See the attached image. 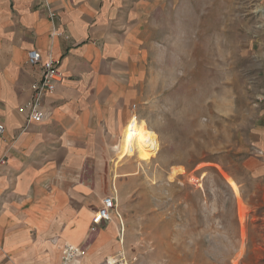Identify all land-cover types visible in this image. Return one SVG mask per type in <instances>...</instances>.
<instances>
[{"label":"rangeland","instance_id":"obj_1","mask_svg":"<svg viewBox=\"0 0 264 264\" xmlns=\"http://www.w3.org/2000/svg\"><path fill=\"white\" fill-rule=\"evenodd\" d=\"M160 1L138 22L131 118L87 180L115 196L137 264H264V185L243 166L264 92L261 1Z\"/></svg>","mask_w":264,"mask_h":264},{"label":"crops","instance_id":"obj_2","mask_svg":"<svg viewBox=\"0 0 264 264\" xmlns=\"http://www.w3.org/2000/svg\"><path fill=\"white\" fill-rule=\"evenodd\" d=\"M158 3L0 0V264H62L66 247L84 252L71 264H106L122 251L137 264L119 215L94 224L103 184L88 181L87 172L104 141L131 118L138 22ZM31 49L58 59L64 74L44 99L40 123L20 111L42 74L41 65L28 63ZM257 108L260 122L243 142V166L264 185V92Z\"/></svg>","mask_w":264,"mask_h":264},{"label":"built area","instance_id":"obj_3","mask_svg":"<svg viewBox=\"0 0 264 264\" xmlns=\"http://www.w3.org/2000/svg\"><path fill=\"white\" fill-rule=\"evenodd\" d=\"M48 9L50 15L54 17L56 14L52 12L50 8ZM28 63L33 66L41 65L42 74L38 81L32 83V95L30 99L22 107H20V111L26 115L28 123H40L45 119L47 114L43 104L44 99L47 95L55 92L57 86L63 82L64 74L61 70V64L58 59L51 56L47 59H43L41 52L37 49L29 50ZM4 130V125L0 124V133H3ZM116 207L117 200L113 194L104 197L101 205L94 212V224L112 221ZM83 254L84 252L82 250H78L76 247H66L64 250L62 264H71L75 259H78ZM106 264L133 263L126 256L125 252L122 251L119 255H117V257L107 259Z\"/></svg>","mask_w":264,"mask_h":264},{"label":"bare ground","instance_id":"obj_4","mask_svg":"<svg viewBox=\"0 0 264 264\" xmlns=\"http://www.w3.org/2000/svg\"><path fill=\"white\" fill-rule=\"evenodd\" d=\"M118 215H119V214H118ZM118 215H116V216H113V217H112V220L114 219V217H117Z\"/></svg>","mask_w":264,"mask_h":264}]
</instances>
